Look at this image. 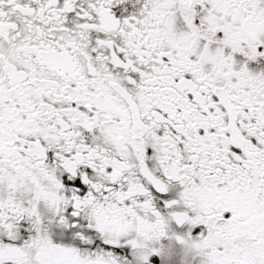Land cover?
Returning a JSON list of instances; mask_svg holds the SVG:
<instances>
[{
    "label": "snow or ice",
    "instance_id": "obj_1",
    "mask_svg": "<svg viewBox=\"0 0 264 264\" xmlns=\"http://www.w3.org/2000/svg\"><path fill=\"white\" fill-rule=\"evenodd\" d=\"M0 264H264V0H0Z\"/></svg>",
    "mask_w": 264,
    "mask_h": 264
}]
</instances>
